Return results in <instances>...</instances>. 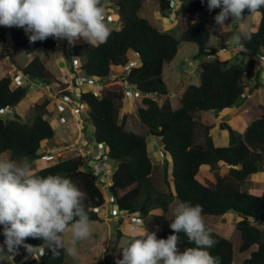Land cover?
I'll return each mask as SVG.
<instances>
[{
	"label": "trees",
	"instance_id": "trees-1",
	"mask_svg": "<svg viewBox=\"0 0 264 264\" xmlns=\"http://www.w3.org/2000/svg\"><path fill=\"white\" fill-rule=\"evenodd\" d=\"M144 2L103 0L104 5H118L123 26L119 30L111 29L104 43H88L79 50L84 75L98 81L109 80L113 71L127 66L129 53L135 52L139 63L127 71V80L135 89L153 93L157 98H142L138 111L140 121L152 135L161 137V147L168 153L169 160L164 162L167 191L153 183L156 164L150 155L146 136L129 130L125 119H120L125 90L108 88L99 95L89 89L80 94V101L89 107L94 142L106 146L108 157L118 162L111 176L113 183L108 187L112 202L120 211L140 212L144 218L153 209H161L167 214L176 199L199 203L203 206V217L232 211L242 217L235 224L242 239L239 251L245 252L256 246L242 264H264V228L256 224L264 222V192L255 194L242 188L250 176L264 171V103L258 106L256 119L243 132L237 131L227 121L204 125L200 132L202 142L198 139L199 122L196 119L198 112L235 106L246 93L243 77L253 71V58L264 49V8L257 10L261 15L257 31L242 37L240 54L250 59L248 64L236 63L225 67L219 60L202 63L199 67L200 84L185 88L180 107L176 109L168 101L161 104L159 99L168 94L163 79L164 67L177 55L180 42L175 35L163 31L141 14ZM179 4L185 21L195 16L193 21L186 24L184 40L196 43L199 48L197 56H202L207 53L206 47L212 35L217 34L209 27L208 20L220 9H213L209 13L206 0L205 3H201V0H179ZM160 6L164 9L170 6V1L162 0ZM10 35L14 45L34 55L23 71L46 85L57 83V77L38 53L40 48L57 51V40L50 37L30 43L24 29L15 26L10 29ZM12 83L10 75L0 78V155L10 152L11 158L18 162L24 158H41L45 155L42 143L53 140L56 134L45 117L46 105L39 106L31 124L24 122L19 114H15L14 118H4L2 110L18 104L28 91L23 85L13 88ZM216 126L228 133L227 146L216 145L211 134ZM169 167L171 172L168 176ZM203 167L211 169L214 176L212 183H203L198 179ZM220 168L228 169L227 173L221 174ZM35 172L42 176L60 174L70 177L87 194L85 205L90 220H102L96 209L107 205L106 196L99 174L88 168L84 157L59 160ZM155 219L159 224L160 218ZM169 225L162 232L150 227L149 230L155 231L158 238H167L173 231ZM207 228L216 241L208 251L219 259V264H233L234 243L209 226ZM179 235L181 241L178 247L195 246L183 232ZM26 242L34 247L43 245L39 238L28 237ZM60 251L59 256L53 257L51 249H47L42 256L25 259L19 264H65L66 253L63 249Z\"/></svg>",
	"mask_w": 264,
	"mask_h": 264
},
{
	"label": "clouds",
	"instance_id": "clouds-1",
	"mask_svg": "<svg viewBox=\"0 0 264 264\" xmlns=\"http://www.w3.org/2000/svg\"><path fill=\"white\" fill-rule=\"evenodd\" d=\"M201 3H205V0H201ZM112 4L117 5L116 3ZM206 6L209 13L213 9H220L213 17L215 25L219 28L227 26L226 21L229 20L239 28L245 18L243 15L244 10L248 9L250 13H253L260 8H264V0H206ZM120 20L122 21L121 17ZM0 26L23 28L30 43L44 41L51 37L57 40V50L59 48L58 41L61 40H63L64 47L65 40L69 45H72L80 38L91 45H98L104 43L110 35V29L105 23L103 0H0ZM244 35L246 33L237 31L232 34L231 39L235 45L242 48L241 41ZM79 44L81 45L80 42ZM85 45H81V47ZM0 50V56L4 55V50ZM213 52L214 50L208 52V54L212 53L213 55ZM263 52L264 49L258 54ZM67 56H71L69 52ZM255 56L254 60H264L256 59ZM130 62L135 61L130 59ZM128 70L125 71L126 75ZM80 71L84 75L81 66ZM92 79L95 80V84L84 87L82 92L89 89L96 92L97 88L102 91L104 87L100 85H106L111 80V76L109 80L101 81L103 82L101 84H96L98 80ZM71 81L75 83V80ZM18 82L20 81L18 80ZM14 83L13 79L12 87ZM19 85L23 84L17 86ZM49 86L52 87V85H47V87ZM71 87L72 84H69L68 90H64V94L61 96H58L57 92L55 93L54 97L58 96L56 101L58 99L59 110H63L60 108V102L67 101L66 98L68 97L75 99L76 103L79 101V104L87 105L80 101L82 92L79 95L73 93ZM131 87L133 86L131 85ZM72 96H75V98ZM139 97L144 98L146 96L139 95L132 104H128L124 100L125 105L123 104L124 106L120 111L121 119L131 112L136 101L140 99ZM152 97L157 99L154 94ZM242 97H246V93ZM9 106L12 108V112L5 111L6 106L1 112L3 117L4 114L14 113V105ZM126 106L129 107L130 111L121 115L122 109ZM69 107H73V105L70 104ZM60 116L62 115H59L55 122L61 126L64 124L58 122ZM67 123L68 119L65 124ZM76 139L78 138H75L74 141ZM74 141L70 143L64 141L58 144V147L52 149L55 153L60 152V154H56L59 160H62V156H68V158L78 157L77 154L81 152V149L87 150L81 146V139L80 149L71 150L69 146ZM61 149L65 150L59 151ZM67 151L75 153V155L65 154ZM77 151L78 153H76ZM99 151L96 155L99 154ZM167 158L169 160V156ZM106 160L107 158L103 160V163L97 169L100 182H104V186L109 187L113 182L111 180V184L108 185L109 180H106L107 171L103 169ZM88 168L92 169L91 167ZM103 178L104 180H102ZM86 199L87 194L68 176L60 174L39 175L33 171V165L27 158L21 159L19 162L12 158H0V235L4 237L3 242L0 243V257L5 254H16L21 247L29 254H33L37 248H40L36 252L37 257H39L45 253L44 246H47L51 249L53 257L59 256L61 254L60 249H63V252L68 256L74 259L78 258L77 242L86 240L92 235L90 217L85 205ZM130 215L133 216L134 220L139 219L129 228L128 239L121 247L122 258L118 259L116 264H219V259L208 251L216 241L205 224L203 206L199 203L193 204L191 201H180L175 206L172 215L173 220L169 225L173 231L167 238H158L155 231L146 229L140 212L138 214L137 212L129 213ZM69 230L71 232V244L66 245L63 234ZM181 232L195 245L194 247H185L180 250L178 243L181 241L179 235ZM28 237L41 239L43 245L34 247L26 243ZM40 250H44V253L41 254Z\"/></svg>",
	"mask_w": 264,
	"mask_h": 264
},
{
	"label": "rangeland",
	"instance_id": "rangeland-1",
	"mask_svg": "<svg viewBox=\"0 0 264 264\" xmlns=\"http://www.w3.org/2000/svg\"><path fill=\"white\" fill-rule=\"evenodd\" d=\"M162 0H145L146 6H153L156 7V10L160 13H164L166 17H172L176 20L175 10L176 6L179 5V0H169L171 2V5L162 9L161 6L159 7V3L161 4ZM258 12V11H255ZM255 12L250 13L248 9L244 10L243 15L245 16L243 20V26L245 27V31H249L251 24L253 22V15ZM118 13V11H117ZM259 13V12H258ZM141 14L145 17H148L153 23L157 24L158 26L162 25L164 22L155 15V13L151 10H141ZM260 14V13H259ZM158 18V19H157ZM177 21V20H176ZM231 20L226 21V25H231ZM173 23V22H172ZM113 27L122 26V21L117 20L113 23ZM164 26V25H163ZM14 27V26H12ZM12 27H5L0 26V49L6 50V53L4 55L0 56V78L11 75L14 73L12 69L16 66L18 69H23L34 57L33 54H28L24 49L12 44L10 41V29ZM184 31H185V22L183 17L180 15L178 18V22H176L174 29L172 30V34L176 36V38L180 42L179 51L177 58L172 62L165 66V70L163 73V79L168 87V94L167 96H164L159 99L160 103H163L164 101H168L171 103L173 108H179L180 107V98L183 95V92L185 88L188 85L191 84H200V72L199 67L201 63H204L205 61H217V51L213 52V57L208 59L206 56L207 54H204L202 56H197L198 53V45L194 42H186L184 40ZM169 32V31H168ZM250 33V32H248ZM230 38L229 33H227L224 36H218V34H213L211 37L210 43L207 45V47H214L218 46L219 48L225 45L230 44ZM9 43L12 45L9 47ZM73 47L77 50L76 55L77 56H67L68 50L63 46V40L58 41V47L59 50L54 51L51 49L46 48H40L38 50L39 55L43 59V61L46 63L47 67L52 71V73L57 77L58 81L57 83L53 84L54 91L58 93L59 96L63 95V87L67 86L69 84H72L71 80L73 79V76L75 75L76 70L73 68V60H76L79 64L81 63V58L79 55V50H81V45L79 44V40L77 39L74 44H72ZM9 47V48H8ZM217 47V48H218ZM1 51V50H0ZM133 52L131 51L129 53L130 59L133 58ZM175 56V57H176ZM137 61V60H136ZM250 61L249 58H245L242 55H238V58L235 59L234 62H228L224 64L225 67H229L236 63H247ZM241 64V65H242ZM125 66L122 68H118L113 73L117 75V78H113L107 82L106 85H103L101 81H97L96 84H101V86L104 87V89L101 91V89L97 88L96 92L99 93V95H102V92L108 88H123V85H121L118 78H121L123 75V72L125 70ZM26 76V74L23 72L20 73L19 77H16L15 83L18 79L19 81H22L23 78L21 76ZM245 77V78H244ZM243 77V82L246 81V74ZM69 79H71L69 81ZM23 82V81H22ZM27 86L31 85L32 88L30 90L29 97L26 99V101H23L21 105L18 107L19 109V115H22L23 112H26L25 115L21 116L22 120L28 124H31L37 114V111L39 110V107L33 105L34 99L39 97V86L42 85V82L38 79L37 82L31 78V76L28 77ZM74 86V85H73ZM264 97V94L263 96ZM140 98V97H139ZM142 98V97H141ZM140 98V99H141ZM140 99L136 101L134 106L131 109V112L128 114V117L130 120H128L127 128L129 130L135 131L139 134H142L146 136L148 141V147L151 148L150 155L156 164L154 169V175H153V183L159 187L161 190L167 191V184L165 182V177L167 175L166 168L164 165L165 156L164 151L162 147L160 146V138L156 135H152L148 128L140 121L139 117V111L138 107L141 104ZM79 100V99H78ZM241 101L238 102L235 107H239L243 98L240 99ZM79 104V101H77ZM231 108V107H230ZM233 108V107H232ZM54 107V110H51V112L47 113V117L49 121L52 123L53 127L55 128V136L58 139H63L65 142L70 143L74 141V138L78 136V133H73L70 131L69 128H74L75 126L72 124V120H74L75 116L72 111V107H69L67 109L60 110ZM85 119L84 120H78V124L80 125V131L83 130L85 127V123L88 127L87 132L84 130V135L87 133L88 135V143L89 145H93L96 148L99 147L96 142H94L90 137H93L94 135V127L89 120V107L87 105H84V107L81 109ZM229 110V109H228ZM255 112H257V109L252 111H248L247 120H250L252 117L255 116ZM63 114L67 117L69 123L57 126L56 124V118ZM222 115V112L215 113V111H201L198 112L196 115V119L199 122V128H198V139L200 142L203 141V136L200 135V132L203 131L204 125H216L218 122H221V120H235L234 117H237L240 120L241 117L234 109L230 111H225ZM228 114V115H227ZM15 113L13 114H4V118H14ZM121 119V118H120ZM220 120V121H219ZM90 121V122H88ZM228 122V121H227ZM201 123V124H200ZM237 131H240L239 127L235 126ZM211 134L213 135L215 139V143L218 146H224L227 145L229 142V135L227 132H224L223 130L219 129L217 126L211 130ZM53 141V140H52ZM45 142L43 144L44 147L52 148L51 142ZM58 147V146H57ZM56 148V147H55ZM49 151V154H57L60 152H53ZM104 154L107 153V148L104 146L103 151ZM70 151H67L65 154H70ZM72 156V155H70ZM58 158V157H57ZM61 159V158H60ZM54 160V158L50 159V161ZM57 161V159H56ZM53 162V161H52ZM107 162L110 163L111 169L116 168L118 165L117 160H113L107 157ZM103 163V162H101ZM94 172L98 173V169L92 168ZM226 168H220L221 174L227 173ZM170 167L168 168V176L170 175ZM106 174H110L107 170ZM108 177V175H107ZM109 182L112 180L111 176L109 177ZM198 179L202 181L203 183H212L214 180V176L211 172V169L209 167H203L200 173L198 174ZM101 188L104 191L105 196L108 198L107 201L111 202V194L108 190V186H104V182L101 183ZM244 190L250 191L255 194H262L264 192V171L258 174H254L250 176V179L245 182L242 186ZM180 201L178 199L174 200L171 206V210L166 214L163 213L161 209H153L151 211V214L144 218L143 222L145 225V228L149 230V226L154 225L153 227L156 228L158 231L162 232L167 226L172 222L173 220V209ZM106 207V206H105ZM101 208V211H98L99 214H102L104 216L102 220H90V227L92 231V235L90 238L78 241L77 247L79 250V256L78 258L74 259L66 254V261L65 264H83L84 263V257L96 253L97 251L96 261L92 260L91 264H116V261L121 258V247L125 244V242L128 239V230L130 227L133 226L134 222L136 220L133 219V216L128 214L127 217L122 219H116L114 217V213H112V210L115 208L114 203H110L107 208ZM100 210V208H99ZM138 214V212H137ZM227 214V215H226ZM224 215H206L204 216V221L207 226H209L214 231L218 232L221 235H224L228 239H230L234 243L235 248V257L233 264H242L243 261L250 256V253L252 250L256 248V246L252 247V249L240 252L239 246L242 242L240 232L237 230L235 225V217H239L236 213L232 211H228ZM231 214V215H229ZM160 216V217H155ZM155 218H160V223L158 224L156 222ZM257 224V223H256ZM262 227L264 228V222H261ZM259 225V224H258ZM152 227V226H151ZM64 241L66 245L71 244V232L66 231L64 234ZM4 238V237H3ZM180 250H183L182 246H179ZM105 249V250H104ZM104 250V251H103ZM26 251L23 247L19 249L17 252V255L15 257H11V254H5L2 257H0V264H18L19 261H23L27 258ZM87 264H90L87 262Z\"/></svg>",
	"mask_w": 264,
	"mask_h": 264
},
{
	"label": "crops",
	"instance_id": "crops-1",
	"mask_svg": "<svg viewBox=\"0 0 264 264\" xmlns=\"http://www.w3.org/2000/svg\"><path fill=\"white\" fill-rule=\"evenodd\" d=\"M156 7H157V5H155ZM176 6V10H175V15H176V20H172V19H174V18H172V17H166L165 16V14L164 13H160L159 14V11L158 10H156V7H154L153 8V6H146L145 4H144V8H143V10H148V11H153L154 13H155V15H157V17L159 18V19H161L164 23L162 24V25H160L159 27L163 30V31H169V32H172V30L174 29V27H175V24H176V22H178V18H179V16L181 15V9H180V6L179 5H175ZM159 7H160V3H159ZM215 16V15H214ZM214 16H212V17H210L209 18V20H208V25H209V27L213 30V31H215V32H217V34H219L218 36H224V35H226L227 33H229V34H233L234 32H237V31H242V32H244L246 29H245V27L243 26V22H242V24L240 25V27L238 28L237 27V25L236 24H234V23H231V25H232V28L230 27V25L228 24L227 26H225V27H223V28H219V26H217V25H215V22H214V19H213V17ZM157 18V19H158ZM195 19V16H193V17H191L188 21H185L184 20V22H185V27H186V24L187 23H189V22H191V21H193ZM260 20H261V15L258 13V12H255V14L253 15V22H252V24H251V26H249L250 27V29H249V31H247V33L248 32H255V31H257V29H258V27H259V24H260ZM173 22V23H172ZM164 25V26H163ZM244 33H246V32H244ZM174 35V34H173ZM232 37V35H230V38ZM10 41L12 42V44H13V41H12V39H11V37H10ZM211 41V40H210ZM10 45H9V47L12 45L11 43H9ZM8 47V48H9ZM218 46L216 45V46H214V47H206V50H207V54H208V52H211V51H217V54H216V56H217V60H219V61H221V62H223V64H226V63H228V62H234L235 61V59L236 58H238V55L240 54V51H241V47L240 46H238V45H235L234 43H233V41L232 40H230V44L229 45H225V46H222V47H218ZM223 47H227L228 49L226 50V51H220V49L221 48H223ZM2 50H4V49H2ZM58 50H59V48H58ZM4 52L6 53V50H4ZM241 55V54H240ZM177 56H178V54H177ZM177 56L174 58V60L177 58ZM207 57V56H206ZM213 57V56H212ZM211 57V58H212ZM208 58V57H207ZM134 61H138L139 62V58H138V56H137V54H133V58H132ZM208 59H210V58H208ZM173 60V61H174ZM254 60V59H253ZM1 61V60H0ZM172 61V62H173ZM171 62V63H172ZM206 62V61H205ZM254 69H253V71L250 73V74H246V81L244 82L245 84H246V97H242L243 98V100H242V102H241V104H240V106L239 107H231V108H227V109H224V110H222L221 112H222V115H226V114H224V112L225 111H229V113H230V111H231V109L233 110H235L236 112H238V114L240 115V117H241V119L239 120L238 119V115H237V117H234V119L235 120H226V121H228V122H230L232 125H233V127L236 129V127L235 126H237V127H239V129H240V132H243L245 129H246V127L253 121V120H255L256 119V117H257V112H255V116L254 117H252L250 120H247V116H248V111H252V112H254V110L255 109H257L258 108V106L260 105V104H263L264 103V97H262L263 96V94H264V60H254ZM169 64V63H168ZM202 64V63H201ZM239 64H242V63H239ZM248 64V62L247 63H245V65H247ZM167 65V64H166ZM165 65V66H166ZM242 65H244V63L242 64ZM164 70H165V67H164ZM12 71H14V73L13 74H11V76H12V78L14 79V81H15V79H16V77H19L20 76V73L22 72V70L21 69H18V68H16V66L12 69ZM28 75H26V76H21V78H23V82L22 81H20L19 83H14L13 84V87L15 88V87H17V85L18 84H23V85H25L26 87H27V89H28V91H27V94H26V97L23 99V100H21L18 104H16V105H14L13 106V109H14V113L15 114H19V109H18V107L21 105V103L23 102V101H26V99L29 97L28 95L30 94V90H31V88H32V86L31 85H28L27 86V84H26V82H27V79H28ZM33 80H34V82L36 81L37 82V78H35V77H31ZM245 78V77H244ZM18 80H20V79H18ZM70 80V79H69ZM18 82V81H17ZM53 86L54 85H52V87L51 86H49V87H47V85L46 84H44V83H42V85L41 86H39V92H40V95H39V97H37V98H35L34 99V102H33V105H35V106H37V107H39V106H41V105H46V108H47V113H49V112H51V110H54V107L55 108H57V109H59L58 108V99H57V101H56V98L59 96H56V97H54V95H55V93H56V91H54V88H53ZM101 86V85H100ZM63 91L64 90H68L67 89V86H64L63 88ZM54 92V93H53ZM68 93V92H67ZM73 98H75V96H72ZM61 99V98H60ZM62 100V99H61ZM125 105V104H124ZM123 105V106H124ZM81 109V108H80ZM229 109V110H228ZM79 111H81L80 112V114L78 113V111L76 110V109H74L73 107H72V111H71V113H73L74 114V116H75V118H74V120H76V121H73L72 120V124L75 126L74 128H69L70 129V131H72L73 133H78V136L77 137H75V138H78V139H81L82 141H81V146L85 149H89V147H91V146H93V145H89V141L87 140L88 139V132H87V130H88V127H87V125H86V123H85V127L83 128V130L85 131V132H87V133H85V135H84V131L83 130H79L80 129V125L78 124V120H84L85 119V117H84V114H83V112H82V110H79ZM27 112V111H26ZM26 112H23L22 113V115H20V116H23V115H25L26 114ZM60 112V110H58V112L57 113H59ZM220 112V113H221ZM60 115H62V116H64L63 114H60ZM89 115V114H88ZM228 115V114H227ZM46 118H48L47 117V115H46ZM67 118V117H66ZM124 119H125V122H126V125H128V120H130L129 119V117H128V114L126 115V116H124ZM90 120V119H89ZM220 121V120H219ZM221 121H223V120H221ZM88 122H90V121H88ZM57 123V122H56ZM68 123H69V121H68ZM57 126H60V125H58V123L56 124ZM225 132V131H224ZM214 135V134H213ZM74 138V139H75ZM92 140H93V137H90ZM52 141V140H51ZM94 141V140H93ZM45 142H50V141H44L43 143H42V150L45 152V155L43 156V157H41V158H38V159H34V160H30V162L32 163V165H33V171L35 172V171H37V170H39V169H42V168H45V167H48V166H51V165H53V164H55L56 162H58L59 161V158H57L56 157V154H49V151H51L52 149H55V147H57L58 146V144H60V143H62V142H64V140L63 139H58V138H56V136H55V138L53 139V141L51 142L52 144H51V147L52 148H48L47 146L46 147H44L43 146V144L45 143ZM160 143V142H159ZM229 144V142L227 143V145ZM99 147H97V149H99L100 151H103V148H104V145H99V144H97ZM217 145V144H216ZM227 145H224V146H227ZM160 146H161V144H160ZM106 147V146H105ZM150 150H151V148H149ZM149 150V151H150ZM83 151V150H82ZM76 153H78V151L76 152ZM72 154V156H74L75 155V153H71ZM0 158H11V153L10 152H5V153H3L2 155H0ZM52 158H54V160H52V161H50V159H52ZM56 159H57V161H56ZM103 169L104 170H108L109 171V173L110 174H107L108 175V177L106 176V180L108 179V180H110L109 179V177L110 176H112V174H113V171L115 170V167H114V169H111V166H110V163L109 162H107V160L105 161V163H104V165H103ZM261 173V172H260ZM102 180H104V178L102 179ZM107 180V181H108ZM111 184V181L110 182H108V185H110ZM108 198L106 197V200H107ZM111 202H112V198H111ZM110 202V203H111ZM110 203L107 201V205H106V207L105 208H107L108 207V205H110ZM113 203V202H112ZM114 209L112 210V213H117L118 212V207L116 206V205H114ZM104 208V207H103ZM102 209L100 208V210L99 211H101ZM101 215V218H103L104 216H102V214H100ZM227 215V214H226ZM229 215H231V214H229ZM240 219H242V217H235V222L237 223ZM235 223V224H236ZM259 224V225H258ZM257 225L258 226H260V227H262V224L261 223H257ZM145 226V225H144ZM152 226V227H151ZM151 226H149L150 228H154L153 226L154 225H151ZM158 227V225L156 226V228ZM166 229V228H165ZM164 229V230H165ZM150 231V230H149ZM3 240H4V238H3V235H1L0 236V243H2L3 242ZM27 243V242H26ZM45 250H47V249H49L47 246H45V248H44ZM25 250V249H24ZM105 250V249H104ZM103 250V251H104ZM26 251V250H25ZM97 251L98 250H95V252L97 253ZM96 253H94V254H91V255H88V256H85L84 257V263L83 264H87V262H89L90 264H91V262H92V260H95L96 261V256L95 255H97ZM17 255V253L16 254H11V257L13 258V257H15ZM27 257H24V258H27V259H30V258H33V257H37V253L36 252H34L33 254H29V253H27L26 252V254H25ZM21 261H19L18 262V264L20 263Z\"/></svg>",
	"mask_w": 264,
	"mask_h": 264
},
{
	"label": "built area",
	"instance_id": "built-area-1",
	"mask_svg": "<svg viewBox=\"0 0 264 264\" xmlns=\"http://www.w3.org/2000/svg\"><path fill=\"white\" fill-rule=\"evenodd\" d=\"M105 7V23L107 24V26L109 27V29H119L121 26H117V27H113V23L117 20L120 21V16L117 13L118 11V7L115 4H108V5H104ZM79 42L81 43V45H85L88 42H86L85 40H83V38L78 39ZM65 47L68 50L69 54L71 56L76 55L77 50L73 47V45H69L68 42L65 40ZM228 48L227 47H223L221 48V51H226ZM213 55L212 53L208 54V58H211ZM256 59H264V52L262 54H257L255 56ZM137 62H130L127 66H125V70L123 72V75L121 78H118L121 85H123L124 89H125V101L128 104H132L134 102V100L139 96H146V97H152L153 94L152 93H142L140 91L135 90L133 87H131V85L129 84L128 80H127V75L125 73L126 70H128L129 68H131L132 66L136 65ZM80 66L81 64H79L76 60H73V67L74 69H76L75 75H74V80L75 83H73L72 87H71V92H75L76 94H80L82 92V90L84 89V87L90 86V85H94L95 84V80H93L92 78H88L85 75L82 74V72L80 71ZM113 78H117V75L114 73L111 75V79ZM67 101H61L60 102V108L61 109H65L68 108L69 105H73V107L78 111V113H80V108H82L84 105L83 104H78L76 103L75 99H70L69 97L66 98ZM5 111L7 112H12V108L10 106H7L5 109ZM130 111L129 107H124L122 109L121 115H124L126 113H128ZM58 122L60 124H65L67 122V119L65 116H60L58 118ZM69 148L71 150L73 149H80V139H76L73 143L70 144ZM65 149H61L59 151H63ZM97 148L96 147H90L87 150H83L81 149V152L77 154V156H82L85 158L86 160V164L88 167L91 168H98V166H100L101 162H103L104 159L107 158V155L100 152L99 154L96 155L97 153ZM68 156H62V160H67ZM98 211V208L96 209ZM129 213L125 212V211H118L114 217L118 220L121 219L122 217H126ZM139 218H136V220H138ZM40 253L43 254L44 250H40Z\"/></svg>",
	"mask_w": 264,
	"mask_h": 264
},
{
	"label": "water",
	"instance_id": "water-1",
	"mask_svg": "<svg viewBox=\"0 0 264 264\" xmlns=\"http://www.w3.org/2000/svg\"><path fill=\"white\" fill-rule=\"evenodd\" d=\"M215 111V113H219V112H221V109H216V110H214ZM164 156H165V158H166V160H168V153L167 152H164Z\"/></svg>",
	"mask_w": 264,
	"mask_h": 264
}]
</instances>
